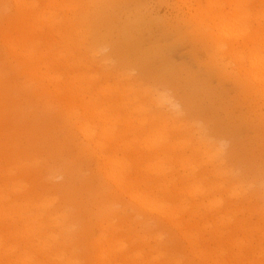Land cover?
Segmentation results:
<instances>
[{"label":"rangeland","instance_id":"374dc122","mask_svg":"<svg viewBox=\"0 0 264 264\" xmlns=\"http://www.w3.org/2000/svg\"><path fill=\"white\" fill-rule=\"evenodd\" d=\"M230 1L0 0V264H264V93L201 19Z\"/></svg>","mask_w":264,"mask_h":264},{"label":"bare ground","instance_id":"6f19581e","mask_svg":"<svg viewBox=\"0 0 264 264\" xmlns=\"http://www.w3.org/2000/svg\"><path fill=\"white\" fill-rule=\"evenodd\" d=\"M17 1V0H16ZM238 3L237 8H234V5ZM211 6L213 7V10L207 11L203 14L201 19H210V22L214 24L215 33L213 34L218 40H215L216 44L219 45L220 43L229 44V48H231V52L233 53V57L240 56V64L242 65V71L244 72V76L242 77V82L239 86H241L244 89L250 90V92L254 94H259L261 92L264 93V31L262 28H264V0H231L228 4L229 10H226L224 12V16H219L214 14L217 9L218 5H215V3H211ZM232 9V10H231ZM249 9L253 10H261L258 13L254 14H248ZM231 10V11H230ZM198 15L201 14L198 10ZM227 20L230 22L226 24ZM255 26H258V29H261V32L259 34H253V28ZM220 32L222 34H220ZM227 40H230L229 43H227ZM241 81V80H240ZM254 81L258 83L257 86L254 85ZM153 103L162 108L164 104L178 107V104L170 99V96L168 94H163L161 98L156 97L155 100H153ZM183 127L182 122H175L174 129H181ZM169 128V126L166 127V129ZM91 136V134L87 133ZM178 136V132H170L168 133H159V137L156 141L153 142L156 149H164L167 150L171 146V142L176 139ZM202 137H199V139ZM212 141L210 138L205 139L204 148L209 147L210 143ZM188 146V144L184 145ZM182 146V147H184ZM198 149L197 151H202V149ZM219 145L210 148L208 152L206 153L208 156H213L215 154H219ZM214 158V157H213ZM112 161V160H111ZM109 161V162H111ZM117 165H120V160L114 161ZM108 163H105V165ZM115 171L111 170V173H114ZM167 173H165V170H161L157 172V175L160 176H167ZM117 186H126L125 183L118 182L116 184ZM1 194V202H6L5 198L6 196H3ZM140 206H147V203L144 200L140 201ZM152 209H159L162 210L164 207L159 206L158 204H151ZM42 206H44L45 209H49L51 207H54V203L47 201L46 203H42ZM168 206V205H167ZM166 206V207H167ZM149 207H147L148 209ZM169 208V207H168ZM151 209V210H152ZM166 209V208H165ZM56 210V209H55ZM169 210V209H168ZM57 211V210H56ZM170 211V210H169ZM51 215H54L55 212H52ZM57 224L63 222L64 220H61L60 216L57 215L55 217ZM27 234L34 236H39L40 239H42V233L40 232H30L32 231V226L30 225L32 223L31 220L27 221ZM38 222V221H33ZM66 222V221H64ZM161 239V235H159Z\"/></svg>","mask_w":264,"mask_h":264}]
</instances>
